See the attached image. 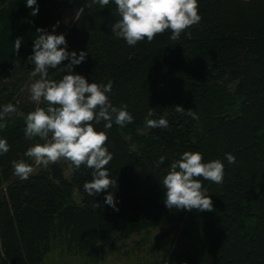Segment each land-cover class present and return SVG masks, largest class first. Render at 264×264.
Segmentation results:
<instances>
[{
	"label": "trees",
	"instance_id": "trees-1",
	"mask_svg": "<svg viewBox=\"0 0 264 264\" xmlns=\"http://www.w3.org/2000/svg\"><path fill=\"white\" fill-rule=\"evenodd\" d=\"M26 2L0 0V111L8 103L17 109L0 129L9 145L0 153V264H40L55 250L96 263L105 239L116 244L142 234V243L153 230L169 240L159 264H264V0H198L201 20L179 40L167 30L134 46L112 33L119 19L114 3L100 8L89 7L91 0H37L39 12L32 15ZM74 4L83 12L61 33L66 45L59 47L77 57L86 52L73 73L89 83L111 81L109 100L127 105L133 116L124 127L94 122L108 136L113 158L106 168L117 181L95 197L83 188L93 171L85 165L77 169L67 160L66 177L61 165L49 164L26 180L12 165L24 159L33 166L25 152L30 143L44 142L25 138V117L36 105L21 101L16 82L35 68L29 57L37 29L50 34L61 9ZM64 74L49 69L54 79ZM150 108L148 118L163 116L167 128L147 127ZM189 109L199 120L187 115ZM185 151L224 164L222 183L198 177L212 211L166 206L163 177ZM109 192L118 210L104 203Z\"/></svg>",
	"mask_w": 264,
	"mask_h": 264
},
{
	"label": "clouds",
	"instance_id": "clouds-1",
	"mask_svg": "<svg viewBox=\"0 0 264 264\" xmlns=\"http://www.w3.org/2000/svg\"><path fill=\"white\" fill-rule=\"evenodd\" d=\"M114 3L118 21L112 26V33L117 38H123L130 46L138 42L150 43L158 34L170 30L172 41L179 40L181 33L191 26L197 25L199 14L198 0H91V4L100 8ZM26 6L32 9V15L39 12L37 0H27ZM83 12V9L80 10ZM77 13V17L80 15ZM38 38L34 43V55L29 60L34 62L32 76L37 77L30 85L31 100L35 108L25 117V138L38 137L43 143H35L25 152L36 165L48 167L64 159L71 162L77 169L81 165L92 169L91 181H86L84 190L89 196H96L106 189L117 187V181L110 178L106 166L113 155L105 146L108 136L105 131H98L95 124L102 121L105 129H111L113 124L124 127L133 122V116L128 112L127 105L116 107L109 100L107 93L112 90V83L92 82L81 74H74L72 69L86 58L87 53L81 51L77 57L75 51L69 53L63 34H48L43 29H37ZM21 47V38L15 40V49ZM71 57L70 63L58 67L64 60ZM49 69H58L66 73L57 80L49 75ZM47 105L46 107L41 106ZM17 111L12 103L6 104L0 111V129L7 127L6 117ZM176 111L183 113L182 106H176ZM150 108L145 118L148 128L168 127V120L161 116L159 119H149L153 116ZM187 115L199 120L191 109ZM9 145L6 139H0V153H7ZM229 163L235 162V156L226 153ZM164 158H160L163 163ZM14 174L26 180L34 168L24 159L12 161ZM210 180L222 183L224 164L216 159L204 162L200 152L185 151L178 160L171 163L162 184L166 188V206L169 209H184L212 211L211 196L203 189L202 182ZM104 203L118 210L114 193L109 192Z\"/></svg>",
	"mask_w": 264,
	"mask_h": 264
},
{
	"label": "rangeland",
	"instance_id": "rangeland-1",
	"mask_svg": "<svg viewBox=\"0 0 264 264\" xmlns=\"http://www.w3.org/2000/svg\"><path fill=\"white\" fill-rule=\"evenodd\" d=\"M78 11V4L61 9L59 18L51 25L50 34L60 35L65 31ZM36 79L30 72L22 80L16 82V85L19 86L17 93L20 94L21 101L32 102L29 89ZM34 144V142L30 143L31 146ZM32 161L34 162L33 172L45 168L43 165H36L33 159ZM57 163L62 166L64 175L69 177L70 167L68 161L61 159ZM73 199L76 202L80 200L76 191L73 192ZM141 236L142 234H135L125 242L119 241L116 244L111 243V238L105 239L96 263L86 256L72 257L61 250H55L45 255L40 264H159L166 248L169 246V240L159 238L154 230L147 235L146 242L138 243Z\"/></svg>",
	"mask_w": 264,
	"mask_h": 264
}]
</instances>
